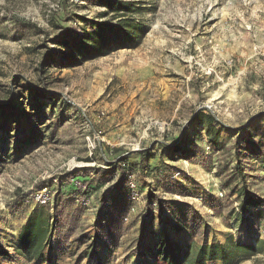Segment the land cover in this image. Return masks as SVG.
Segmentation results:
<instances>
[{"label": "rangeland", "instance_id": "obj_1", "mask_svg": "<svg viewBox=\"0 0 264 264\" xmlns=\"http://www.w3.org/2000/svg\"><path fill=\"white\" fill-rule=\"evenodd\" d=\"M118 1L142 9L137 47L69 67L60 41L117 21L101 0H0V264H27L11 246L39 209L50 249L29 264H161L164 234L264 241V0ZM243 190L263 203L242 212Z\"/></svg>", "mask_w": 264, "mask_h": 264}, {"label": "trees", "instance_id": "obj_2", "mask_svg": "<svg viewBox=\"0 0 264 264\" xmlns=\"http://www.w3.org/2000/svg\"><path fill=\"white\" fill-rule=\"evenodd\" d=\"M101 5L106 7L117 21L113 24L103 21H90V31L78 36L72 44L63 40L60 41L59 45L69 47L68 54L63 57L66 66L72 67L79 61L103 57L119 49L135 48L139 44L137 34L141 36L144 33L143 29L139 24L132 21L128 14L131 16L141 14V7L118 0H101ZM47 60H51L49 53L40 63L41 68L47 64ZM191 121L202 127L205 138L212 148L216 150L222 148L219 142L221 129L218 128L219 124L213 115L198 111ZM179 150L178 145L169 149L173 153ZM123 160L124 158L121 159V161ZM125 166H116L120 179L126 175ZM239 195L242 200V212H247L251 207H257L263 203L261 198L248 195L244 190L240 191ZM50 220L51 215L40 209L26 219L11 246L18 257L27 263L43 261L45 249H50L52 231ZM263 247L264 241L261 239H255L251 244H242L234 243L231 237L227 238L222 245L218 243L182 245L179 241H171L164 234L150 251L154 257L159 259L161 264H207L212 261H220L222 264H239L250 256L264 252ZM7 255L6 251H0L1 257H7Z\"/></svg>", "mask_w": 264, "mask_h": 264}, {"label": "built area", "instance_id": "obj_3", "mask_svg": "<svg viewBox=\"0 0 264 264\" xmlns=\"http://www.w3.org/2000/svg\"><path fill=\"white\" fill-rule=\"evenodd\" d=\"M75 186V185H74ZM46 189H43L40 193H38L37 195H36V201L38 202V203H40V204H45L46 203V196H45V194H44V191H45Z\"/></svg>", "mask_w": 264, "mask_h": 264}, {"label": "crops", "instance_id": "obj_4", "mask_svg": "<svg viewBox=\"0 0 264 264\" xmlns=\"http://www.w3.org/2000/svg\"><path fill=\"white\" fill-rule=\"evenodd\" d=\"M11 250L13 251V253H14V250H13V248H11ZM15 254V253H14ZM8 256V255H7ZM15 256L17 257V258H19L22 262H25V263H27L25 260H23L22 258H20V257H18L16 254H15ZM46 258V255L44 256V259ZM0 259H3V257H0ZM27 264H29V263H27Z\"/></svg>", "mask_w": 264, "mask_h": 264}]
</instances>
